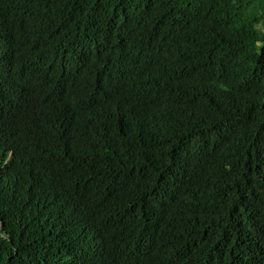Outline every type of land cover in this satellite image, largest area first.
Segmentation results:
<instances>
[{
	"label": "trees",
	"instance_id": "trees-1",
	"mask_svg": "<svg viewBox=\"0 0 264 264\" xmlns=\"http://www.w3.org/2000/svg\"><path fill=\"white\" fill-rule=\"evenodd\" d=\"M0 264H264V0H0Z\"/></svg>",
	"mask_w": 264,
	"mask_h": 264
}]
</instances>
